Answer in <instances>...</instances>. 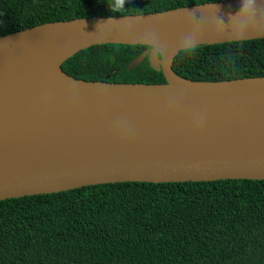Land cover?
<instances>
[{
	"label": "water",
	"instance_id": "water-1",
	"mask_svg": "<svg viewBox=\"0 0 264 264\" xmlns=\"http://www.w3.org/2000/svg\"><path fill=\"white\" fill-rule=\"evenodd\" d=\"M264 39V0L92 17L0 37V201L122 183L264 181V78L195 82L179 51ZM150 47L164 84L76 80L61 66L97 45ZM145 53L131 66L137 65ZM61 96L16 105L18 82Z\"/></svg>",
	"mask_w": 264,
	"mask_h": 264
},
{
	"label": "trees",
	"instance_id": "trees-1",
	"mask_svg": "<svg viewBox=\"0 0 264 264\" xmlns=\"http://www.w3.org/2000/svg\"><path fill=\"white\" fill-rule=\"evenodd\" d=\"M225 1L0 0V37ZM150 50L92 46L61 69L86 82L164 84ZM172 71L195 82L264 78V39L179 51ZM0 264H264V181L108 184L0 201Z\"/></svg>",
	"mask_w": 264,
	"mask_h": 264
},
{
	"label": "bare ground",
	"instance_id": "bare-ground-1",
	"mask_svg": "<svg viewBox=\"0 0 264 264\" xmlns=\"http://www.w3.org/2000/svg\"><path fill=\"white\" fill-rule=\"evenodd\" d=\"M14 91L11 95L15 99L16 105H30L32 103H44L61 98L50 86L43 80L30 83L29 81L18 82L14 85Z\"/></svg>",
	"mask_w": 264,
	"mask_h": 264
},
{
	"label": "clouds",
	"instance_id": "clouds-1",
	"mask_svg": "<svg viewBox=\"0 0 264 264\" xmlns=\"http://www.w3.org/2000/svg\"><path fill=\"white\" fill-rule=\"evenodd\" d=\"M124 2H125V0H118V3H119V6H123V4H124Z\"/></svg>",
	"mask_w": 264,
	"mask_h": 264
}]
</instances>
